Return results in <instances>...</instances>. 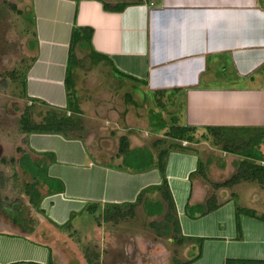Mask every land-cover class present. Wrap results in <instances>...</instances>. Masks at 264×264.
<instances>
[{"label":"crops","instance_id":"obj_1","mask_svg":"<svg viewBox=\"0 0 264 264\" xmlns=\"http://www.w3.org/2000/svg\"><path fill=\"white\" fill-rule=\"evenodd\" d=\"M136 1L31 0L36 58L26 74L27 96L55 108L66 107L72 29L91 27V47L83 48L85 54L93 50L108 56L122 74L108 65L110 70L127 79L131 87L168 96L175 105L181 101V123L197 130L207 126L264 127V0H160L153 5ZM105 3L126 6L108 10ZM80 53L77 51L79 57ZM99 63L107 65L95 62ZM125 100L138 103L133 97ZM81 101L84 112L86 102ZM123 112L120 118L111 114L110 120L119 118L123 129L142 127L133 121L130 111L125 108ZM111 135L117 136L116 151L122 135L129 137L132 148L147 146L133 144L132 134L126 131ZM22 138L23 149L46 165L47 175L61 189L53 193L46 186L42 189L32 220L17 223L0 214V264L52 263L53 233L74 215L93 203L133 202L142 189L161 182L157 168L140 172L118 169L122 158L116 153L114 160H108L106 139L50 133ZM257 150L264 159V139ZM242 159L223 151L207 160L195 150L168 154L166 176L182 234L203 239L201 255L190 264L264 262V221L241 215L240 237L236 224L237 205L264 215V187L255 181L219 189L211 185L228 179ZM200 161L208 179L196 173ZM213 193L219 204L215 210L196 217L186 213L187 203H204Z\"/></svg>","mask_w":264,"mask_h":264},{"label":"rangeland","instance_id":"obj_2","mask_svg":"<svg viewBox=\"0 0 264 264\" xmlns=\"http://www.w3.org/2000/svg\"><path fill=\"white\" fill-rule=\"evenodd\" d=\"M11 3L16 5V9L10 8ZM31 5V0H0V81L6 78L9 83L4 88L2 83L0 84L3 88L0 89V158L20 156L16 148H24V143L19 120L27 106L32 107L33 118L37 121L40 119L39 113L53 108L40 102L31 103L21 92V75L31 64L35 54L32 43L36 39L33 34L36 23ZM77 51L81 52L79 55L82 62L75 74V81L79 83L78 97L86 104H82L85 117L80 116L83 130L76 134L99 138L101 142L106 139L109 151L104 154L108 160H114L117 153V136L111 135L113 131L132 134L135 145L151 146L153 141L164 138L162 131L152 132L154 125L146 120L151 110H154L155 117L159 116L155 123L162 124L164 119L169 123L172 115L180 117L181 120L184 108L171 102L170 97H162L163 105L160 106L153 93H148L141 87H131L127 79L116 75L108 65H96L90 56L85 54V49L80 48ZM100 83L101 89H98ZM97 89L99 91L96 92ZM99 93L101 96L98 98ZM127 94L133 99L137 98L138 103L127 102ZM125 108L133 114V121L141 123V128L132 125L124 130L120 126L121 122L118 120ZM114 113L119 115L116 121L110 120V115ZM116 122L119 125H116ZM195 139L183 144L198 151L203 160L221 151L220 146L212 143L210 136L208 139L202 136V131L197 132ZM169 142L171 140L165 141L166 144ZM163 146L165 145H161ZM0 170L4 171L7 177L6 187L0 188V196L19 199L23 204L24 219L31 218L33 211L37 210L28 204V196L23 192L24 182L31 181L30 176L23 172L18 163L10 161H0ZM3 213L0 210V214ZM161 217L162 215L149 216L142 205L136 208L133 217L117 223L104 221L100 211L77 213L72 217L70 226L60 227L53 233L52 264H89L87 256L92 257L94 253L98 254L99 264H174V257L183 261L190 260L197 252V249L190 247V243L178 245L171 238L158 235L150 228L149 222L160 220Z\"/></svg>","mask_w":264,"mask_h":264},{"label":"trees","instance_id":"obj_3","mask_svg":"<svg viewBox=\"0 0 264 264\" xmlns=\"http://www.w3.org/2000/svg\"><path fill=\"white\" fill-rule=\"evenodd\" d=\"M143 1L155 3V1L159 2L160 0H138L136 2L140 3ZM104 6L108 10L116 8L120 10L126 5L114 7L113 5L105 3ZM10 8L16 9V5L11 3ZM33 34L36 37L35 32H33ZM92 34L93 29L91 27H74L72 29L65 79L67 95L66 107L64 109L53 107L44 113H39L40 119L37 121L33 118L32 107L27 106L22 112L19 120L22 135L30 133H50L60 134L64 137H74L77 136L76 133L78 131L83 130L82 119L80 118L83 111L80 107V98L78 97L75 81V74H77V69L81 67L82 58L77 55V50H80V48L91 47ZM32 44L34 47L36 46V39ZM88 56H90L94 63L104 61L107 65L116 69L111 59L106 55L91 50ZM35 58L36 57L34 56L31 62H33ZM29 66L21 75L22 96L28 98L31 103L40 102L44 104L43 101H38L37 99L29 98L27 96L26 74ZM116 70L121 73L118 69ZM125 76L134 78L126 74ZM7 83L8 80L6 78L1 79L0 81L3 88L6 87ZM2 87H0V89H3ZM155 96L158 105L162 106V96ZM127 97L131 99L129 94ZM181 105L182 108H184L183 103L180 101L179 106ZM153 111L154 110H151L152 113L149 112L150 115H148L149 123L154 125L151 130L154 133L162 131L164 138L153 141L151 146H137L132 148L129 137L127 135L120 136L117 155L121 157L122 160L117 168L132 172L157 168L161 174L160 184L151 185L142 189L137 195L136 200L133 202L111 203L104 206L93 203L89 204L85 210L90 213L100 211L101 217L104 221H111L114 223H117L120 220H125L128 217H133L136 208L139 205H142L145 208V211L149 216L162 215L160 220H152L149 222L150 228H152L158 235L171 238L178 245H183L185 243H190V245H192L191 243H194L193 246L194 249H197V254L193 258L187 261H183L177 257L173 258L174 264H190L201 255L203 239L193 238L182 234L175 201L166 176L168 154L171 151H194L191 147H188L183 143L195 141L197 132L202 131V136L205 139H208V136H210L213 139L212 143H214L215 146H220L221 151L244 157V159L238 162L235 172L228 179L221 182H211L214 189L232 187L242 181H255L264 187V164L261 163L264 159L262 158V154L257 150V146L260 145L262 139H264V127L207 126L203 130H197L195 127L181 123L180 117H177L176 115L171 116L169 123L166 122L165 119L162 124L160 122L155 123L154 121L158 120L157 117L159 116L157 115V117H155ZM153 117H155V120ZM166 140H171V142L166 144ZM22 143L25 144V140L22 139ZM161 145L165 146L161 147ZM16 150L20 153L18 158L10 157L8 159L7 157L2 156L0 161L2 163H7V161L18 163L23 172L30 176L31 181L24 182L23 192L28 196V204L32 208L37 209L42 197V189H44L45 186L47 187L46 190L48 193L60 190L61 186H58L56 181L47 175L46 165L42 163V161L35 158L33 159L21 146H18ZM196 173L208 179L205 172V164L201 161L196 169ZM6 182L7 177L5 176L4 171L0 170L1 189L6 187ZM218 205L217 196L213 193L204 203H187L185 210L189 216L196 217L215 210ZM22 206L23 204L19 199H8L6 195H4V197L0 196V210L17 223L32 219H24V210ZM243 214L252 217H259V219L264 221V215L258 216L255 210L237 205L236 224L238 237L241 236L240 216ZM68 226H70V222L65 225V227ZM87 260L89 264H99L97 253H94V256L92 257L88 255ZM246 262L248 264H264L263 261ZM49 263L52 264L51 261ZM7 264H19V262H11Z\"/></svg>","mask_w":264,"mask_h":264},{"label":"built area","instance_id":"obj_4","mask_svg":"<svg viewBox=\"0 0 264 264\" xmlns=\"http://www.w3.org/2000/svg\"><path fill=\"white\" fill-rule=\"evenodd\" d=\"M151 5H153L154 3L153 2H150Z\"/></svg>","mask_w":264,"mask_h":264}]
</instances>
